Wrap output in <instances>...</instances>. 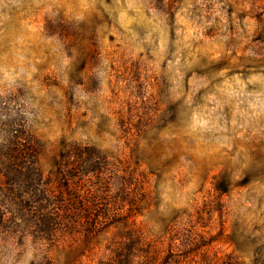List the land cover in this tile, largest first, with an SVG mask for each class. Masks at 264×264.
Wrapping results in <instances>:
<instances>
[{"label": "rangeland", "instance_id": "1", "mask_svg": "<svg viewBox=\"0 0 264 264\" xmlns=\"http://www.w3.org/2000/svg\"><path fill=\"white\" fill-rule=\"evenodd\" d=\"M0 264H264V0H0Z\"/></svg>", "mask_w": 264, "mask_h": 264}, {"label": "trees", "instance_id": "2", "mask_svg": "<svg viewBox=\"0 0 264 264\" xmlns=\"http://www.w3.org/2000/svg\"><path fill=\"white\" fill-rule=\"evenodd\" d=\"M107 219L108 218L106 216H103V218H101V220H99V221L92 220V222H93L92 228H94V226H96L99 223L109 224V222H107Z\"/></svg>", "mask_w": 264, "mask_h": 264}]
</instances>
